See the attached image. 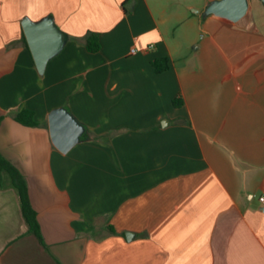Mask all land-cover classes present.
I'll return each instance as SVG.
<instances>
[{
	"label": "crops",
	"instance_id": "obj_1",
	"mask_svg": "<svg viewBox=\"0 0 264 264\" xmlns=\"http://www.w3.org/2000/svg\"><path fill=\"white\" fill-rule=\"evenodd\" d=\"M212 1L0 0V153L42 236L3 174L0 264H264V3L231 21ZM45 17L66 41L41 73L22 22ZM57 107L85 126L66 152Z\"/></svg>",
	"mask_w": 264,
	"mask_h": 264
},
{
	"label": "water",
	"instance_id": "obj_2",
	"mask_svg": "<svg viewBox=\"0 0 264 264\" xmlns=\"http://www.w3.org/2000/svg\"><path fill=\"white\" fill-rule=\"evenodd\" d=\"M262 2L264 3V0ZM248 9L249 0H213L207 6L205 13L238 21ZM22 25L37 68L43 73L48 61L64 47L65 34L52 17H45L40 21L25 18ZM48 122L52 142L62 152L68 151L78 143L85 131V126L65 107L52 109ZM126 234L130 236L128 232Z\"/></svg>",
	"mask_w": 264,
	"mask_h": 264
},
{
	"label": "trees",
	"instance_id": "obj_3",
	"mask_svg": "<svg viewBox=\"0 0 264 264\" xmlns=\"http://www.w3.org/2000/svg\"><path fill=\"white\" fill-rule=\"evenodd\" d=\"M23 40L25 44L29 47L25 35L23 36ZM86 47L91 52H95L100 49V41L96 34H92L88 36L86 40ZM152 65L156 72H163L170 67L168 57L156 58L152 61ZM174 103L176 105H179L181 104V100L175 99ZM14 117L18 121L24 124H28V125L38 124V122L36 121L34 117V112L29 109H23L21 111L16 112L14 114ZM1 120H2V115H0V122ZM3 174H7L9 176L11 183L13 184V186L16 188L18 192L23 214L26 219V222L29 225L30 231L34 232L36 235L42 238L37 214L30 201L29 190H28L26 179L21 174V172L18 170V168H16L10 161H8L0 153V184H1V178Z\"/></svg>",
	"mask_w": 264,
	"mask_h": 264
},
{
	"label": "built area",
	"instance_id": "obj_4",
	"mask_svg": "<svg viewBox=\"0 0 264 264\" xmlns=\"http://www.w3.org/2000/svg\"><path fill=\"white\" fill-rule=\"evenodd\" d=\"M259 200L264 205V193L260 195Z\"/></svg>",
	"mask_w": 264,
	"mask_h": 264
}]
</instances>
